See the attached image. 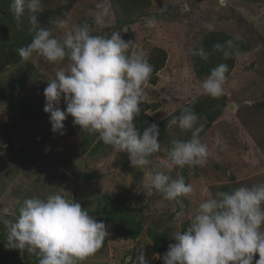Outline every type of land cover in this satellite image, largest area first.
<instances>
[{
  "label": "rangeland",
  "instance_id": "rangeland-1",
  "mask_svg": "<svg viewBox=\"0 0 264 264\" xmlns=\"http://www.w3.org/2000/svg\"><path fill=\"white\" fill-rule=\"evenodd\" d=\"M99 0H78L65 16H58L56 22L66 21L68 26L87 22L94 34L110 37L120 31L126 41L145 52L148 59L154 47L166 51L165 65L157 73V83L145 88L146 102L158 104L157 109L147 110L151 117L162 120L168 114L198 98L207 95L203 81L195 76L191 54L193 47L204 34L220 30L233 37H240L247 43L248 50L237 54L233 69L226 75L224 85L227 105L221 115L209 126L206 118L197 120L202 125V142L209 148L208 162L204 167L174 166L171 175L183 177L192 184L191 198L179 197L174 201L162 199L159 194H147L143 185L156 170L170 163L167 139L160 144V150L150 157L152 163L143 169L130 165L128 154L109 145L99 146L100 153L88 156L99 140L98 134L82 132L73 125L69 115L64 121L65 134L51 131L49 113L44 89L48 80L60 68L67 69L68 61L50 64L35 54L30 61L19 58L16 62L0 68V258L7 257L11 264H38L34 254L6 245V229L3 219H14L2 212L8 208L17 212L26 198H46L60 193L81 203L95 216L98 198L104 192L124 195L129 206L143 212V232L137 239H124L120 233L107 227L105 245L83 264H134L141 248L153 264L156 257L152 243L146 233L147 226L154 222L171 227L172 233L188 226L199 202L217 191H229L241 185L264 182V1L250 0H152V7L144 16L132 23L120 22L111 0H106L111 11L104 25L95 21V5ZM13 0H0V22L3 16L12 19L18 28L27 30L33 38L32 13L25 9L18 20L11 6ZM62 0H42L43 9L56 8ZM155 17V27H145V19ZM37 19V17H36ZM6 49L16 46L11 30L13 23L4 22ZM37 28L49 29L61 39L63 30L56 23ZM25 77V85H17ZM61 109L66 104L61 101ZM24 109V110H23ZM23 110V111H21ZM167 134L173 139L186 140L191 133L179 127L178 123L167 127ZM219 137L223 150L215 145ZM47 149V151H46ZM65 161H64V160ZM82 172H97L93 179H84ZM145 191V192H143ZM98 196V197H97ZM171 233V234H172ZM18 255V260H16ZM129 257L132 259L129 260ZM134 257V258H133Z\"/></svg>",
  "mask_w": 264,
  "mask_h": 264
},
{
  "label": "clouds",
  "instance_id": "clouds-1",
  "mask_svg": "<svg viewBox=\"0 0 264 264\" xmlns=\"http://www.w3.org/2000/svg\"><path fill=\"white\" fill-rule=\"evenodd\" d=\"M26 7L32 13L42 11V0H13L11 11L19 20ZM95 9L96 24L102 26L111 8L106 0H99ZM31 22L34 35L27 46L18 49L20 58L28 62L35 54L50 64L69 62L67 69L55 72L44 89V111L50 114L51 131L64 135V121L70 115L73 125L82 132L98 134L105 145L126 152L132 167L150 165V157L161 147L159 126L151 123L141 134L134 123L141 114L145 88L154 72L144 50L126 41L120 31L112 32L110 37L94 34L87 22L69 27L66 21H52L63 30L61 39L49 29L37 28L34 15ZM156 23L155 17L145 19L146 28ZM205 27L213 30L211 24ZM239 39L237 36L213 47L229 59V49H234V41ZM193 55L206 61L210 53L200 47ZM228 71L226 63L211 69L202 84L204 92L214 99L222 97ZM62 100L64 109L60 107ZM195 102L193 97L192 104ZM197 120L191 104L172 118V125L178 123L191 135L186 140L171 141L170 163L148 177L143 185L147 194H159L168 201L191 198L192 184L185 183L183 177L174 178L171 172L174 166L207 164L209 148L201 140L204 129L197 126ZM214 143L223 150L219 137ZM2 212L14 217L3 219L5 246L34 254L38 264H83L102 248L109 234L102 220L97 221L80 202L60 193L26 198L17 212L8 208ZM171 238L174 242L168 244L162 256L154 254L163 264H264V182L241 185L231 192L217 191L201 200L188 227L174 231ZM134 264H150L142 248Z\"/></svg>",
  "mask_w": 264,
  "mask_h": 264
},
{
  "label": "trees",
  "instance_id": "trees-1",
  "mask_svg": "<svg viewBox=\"0 0 264 264\" xmlns=\"http://www.w3.org/2000/svg\"><path fill=\"white\" fill-rule=\"evenodd\" d=\"M77 1L78 0H62V4L59 7L51 9L45 8L42 11H39L36 16V20H38L41 25L51 24L52 21H55L54 19H56V17L65 16ZM111 2L119 16L120 22L123 23L134 22L138 17L144 16L148 11H150L152 7V0H111ZM6 21L10 22L11 25L13 23L15 27V29L11 30L12 33L16 36L13 37L14 42L16 43V46L13 49H6L3 45L5 43V36L9 33L7 30H5L4 22ZM18 27L19 25L14 23L12 19L3 16V20L0 22V68L2 66L10 64L11 62L18 61L20 58L18 49L27 46L32 40V37L26 32L27 30ZM233 38V36L220 30H211L202 36V38L193 47L191 54L192 68L197 78L201 80L207 78L210 74V70L221 63H226L229 67V71L228 73H226V75L230 73V71L233 69L235 57L237 56V54L248 50L247 43L240 39L238 41H234V49H229L230 51H232V56L229 59H224L223 53L219 50L214 49L213 46L217 43L224 44L225 41ZM200 47H203L206 52L210 53L208 60L205 61L202 60L199 56L193 55V51ZM225 47L227 48L226 45ZM147 60L154 66V72L149 82V84L154 85L157 83L158 71L165 65L166 51L161 47H154ZM25 81V77L21 76L17 81V85L22 87L25 85ZM195 99L196 102L194 104H192V101H190L159 121L154 120L147 112V110L157 109L158 104L148 103L145 101V103L141 105V114L135 118L134 123L140 130L141 134L143 130L151 123H156L160 129L158 142L162 144L167 139V141H169V144L171 145V141L173 140V138H171L167 134V127L171 123L172 118L174 116H178L180 114V111L185 106L191 104L198 116V119L206 118V126H209L221 115L227 105V97L225 94L218 99H214L209 95H205ZM101 145L104 146V143L99 139L95 143L94 147L90 149L88 156L95 155L99 150V146ZM99 154L100 153H97L96 156ZM83 175H85V180L93 179L97 176V172H82L80 176ZM98 202L99 205L97 206V210H95V214L102 217L101 220L107 227L113 229L115 233H120L124 239L128 240L137 239L142 235L143 223L141 221V217L143 215V212L129 206L126 196L116 194L113 195L110 192H104L98 198ZM187 227V225L183 224L180 231L186 229ZM171 229L172 228H169V225H165L162 222H154V226L146 227V233L150 238V242L152 243L153 252L162 256L167 251L168 244L174 242L171 238ZM104 245L105 242L102 248L104 247ZM6 258L7 257L0 258V264H11V262H8ZM17 258L18 255H16V260L19 261ZM153 264H163V261L156 258Z\"/></svg>",
  "mask_w": 264,
  "mask_h": 264
}]
</instances>
